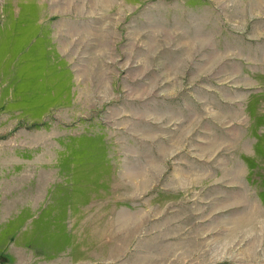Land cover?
Wrapping results in <instances>:
<instances>
[{"label":"rangeland","instance_id":"1","mask_svg":"<svg viewBox=\"0 0 264 264\" xmlns=\"http://www.w3.org/2000/svg\"><path fill=\"white\" fill-rule=\"evenodd\" d=\"M0 264H264V0H0Z\"/></svg>","mask_w":264,"mask_h":264}]
</instances>
